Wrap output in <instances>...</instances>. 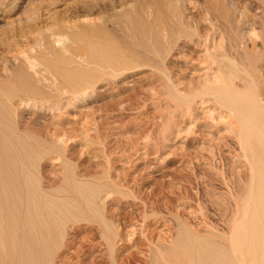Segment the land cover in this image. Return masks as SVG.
I'll return each instance as SVG.
<instances>
[{
    "label": "rangeland",
    "instance_id": "1",
    "mask_svg": "<svg viewBox=\"0 0 264 264\" xmlns=\"http://www.w3.org/2000/svg\"><path fill=\"white\" fill-rule=\"evenodd\" d=\"M234 1L235 15H242L241 25L249 31L248 22L258 12L255 4L260 2L264 6V1ZM211 2L0 0V78L10 79L18 64L14 56L23 53L37 56L39 67L49 80L44 82L53 83L54 89L67 84L57 78L55 68L76 66L82 78L89 76L87 80L94 79L95 83L75 95L71 105L61 106L62 111L51 110L48 103L30 102L21 106L16 102L18 125L39 132L53 121L65 141L62 157L52 152L34 159L36 165L31 173L38 186L45 191L55 187L56 192L57 189L67 192L66 177L84 181L89 185L85 187L87 191L96 192L90 191L95 199L91 202L94 201L95 207L98 205L94 212L89 214L85 206L81 222L64 225L62 246L53 264H148L147 241H168L175 234L177 221L200 234L228 233L225 223L250 177L247 162L235 144L238 121L228 119L227 111L213 103L202 106L194 102L186 112L163 86L160 71L140 60L118 66L119 72L116 69L111 79L101 80L107 64L101 59L110 54L116 59V56L128 58L127 50L118 43L122 33L118 18L140 15L139 18L152 22L157 16L162 25L159 28L162 44H167L168 38L174 40L171 51L163 56L162 68L180 93L200 91L204 73L212 75L217 67L211 65L209 52L203 51L205 47L193 44L188 36L182 37L178 29L189 24L192 33L196 31L195 34L205 37L207 30L208 46L214 40L217 52L221 53L226 41L221 38L219 25L223 26L225 21L219 16V7L228 9L229 15L233 12L228 2ZM210 25L216 29L212 30ZM260 26L257 21L255 31L249 33L259 45L263 43L256 35ZM46 37L64 42L48 51L44 49ZM113 42L120 48H115ZM102 54L106 56L102 58ZM237 62L243 74V67ZM98 75L103 78L98 79ZM10 87L19 93L20 87L15 83L11 82ZM105 184L113 187L106 189ZM65 192L60 196L71 195ZM105 223L113 229L111 234H117L113 235L117 243L114 252L107 247ZM131 233L134 236L130 240Z\"/></svg>",
    "mask_w": 264,
    "mask_h": 264
},
{
    "label": "bare ground",
    "instance_id": "2",
    "mask_svg": "<svg viewBox=\"0 0 264 264\" xmlns=\"http://www.w3.org/2000/svg\"><path fill=\"white\" fill-rule=\"evenodd\" d=\"M178 2L176 4L179 5ZM223 2L229 3L233 14L229 15L228 9L226 12L224 7H219V16L225 21L223 26L219 25L223 35L221 38L226 41V45H223L224 49L220 50L221 53L217 52V47L213 42L214 37L211 46L210 44L208 46L209 34L207 35V30V37H205L198 33L195 34L196 31L192 33L189 30V24L185 27L182 25L183 27L178 29L185 35L181 34L182 37L187 38L186 36H188L193 40V44L205 47L203 51L209 52L208 57L211 59V65L214 64L217 67V71L212 75L204 73L199 83L202 88L198 92L180 93L177 89L178 86L173 84L169 75L167 76L164 71L165 68H162L163 56L171 51L169 49H171L174 40L168 38L167 44H162V34L159 29L161 24L159 25L158 21L160 17H158L159 19L157 16L156 19L152 18L154 20L149 23L143 20V17L139 18L140 15L134 18L128 15H118L122 33L119 38L120 42H117L121 43L122 49L127 50L128 58L116 56V59L115 56L111 57V54L107 55L108 51L103 48L108 56L102 54V58L106 57L101 59V62L104 59L107 62L106 66L104 62L102 63L105 67L102 75L105 77H101L103 78L101 79L98 75V79L107 80L108 77H113V74H116L118 66L126 65L129 61L140 60L160 71L163 76V86L178 105L186 108V112L190 110V105L194 102L202 106L213 103L225 109L226 114L229 115L228 119L233 117L238 121L237 126L239 127L234 133L236 135L235 144L239 147L241 155L249 167L250 177L241 190L242 193L239 197L237 196L234 209L225 223L228 228L227 234H217L211 231H204L200 234L193 231L187 224L177 221L175 234L168 241L160 240L161 242L158 243L147 241L148 264H264V6L259 4L260 2L254 3L255 9L259 13L256 12L248 22L250 29L246 31L245 27L241 25L242 15L240 17L235 15L237 2L234 0H223ZM221 3L220 6H222ZM214 4L217 5V3ZM167 8L169 7L167 6ZM224 21L219 24H223ZM257 21L261 25L256 34L263 41L260 45L249 35L250 30L255 31ZM211 27L213 30L214 27ZM209 31L211 30L209 29ZM171 38L174 37L171 35ZM44 40V47H46L44 49L48 51H53L57 43L64 42V40L60 41L55 37H46ZM114 44L115 48H120L117 47L119 44ZM97 45L100 47L99 44ZM174 46L176 47V45ZM110 49L114 50L112 46ZM232 52L234 56H232ZM36 58L37 56H30V54L15 55L14 59L18 64L11 71L10 79L0 78V264H53L56 252L62 246V236L65 235L63 233L65 232L64 225L70 222L74 224L85 218V206L89 214L94 212V208L96 209L98 206L95 207L94 201L91 202V199H95L91 198L93 197L90 192L92 190H86V186L89 185L87 183L85 185L84 181L80 183L81 181L65 177L67 180L64 181H67L68 188H66L67 192H65L66 190L64 192L66 195H71L60 196L64 192L59 189L56 192L55 187L54 190L45 191V188L42 189L38 186L34 179L35 175L31 173L36 165L34 162L36 157L52 152L59 156L63 155L61 147L65 141L62 137L60 138V134H58L61 132L60 128L58 130V126L53 121L43 126L39 132L29 126L18 125L19 120L16 119L18 105L25 106L30 102H41L50 104L51 110L62 111L61 106L65 105L66 107L70 104L71 99L74 100L75 95L95 84L93 83L94 79L87 80L89 78V76L86 78L87 75L86 79L84 76L82 78L76 66L72 69L62 67L55 68V73L58 75L57 78H62L61 82L65 81L63 83L67 82L69 85L54 89L53 83L44 82L48 78L43 74ZM237 61L243 67V74L240 73ZM51 69L53 70L52 67ZM76 80L81 81L77 82ZM11 82L15 83L17 88H21H19V93L11 89ZM171 113L173 116V112ZM71 175L73 177V174ZM104 186L106 189L113 187L109 184ZM58 191L61 193L60 195L57 194ZM101 225L104 223L102 222ZM104 228L107 247L113 251L117 244L116 238L113 237L115 233H110L113 229L111 230L107 223ZM115 235L117 236V234ZM129 236L131 240L134 233Z\"/></svg>",
    "mask_w": 264,
    "mask_h": 264
}]
</instances>
